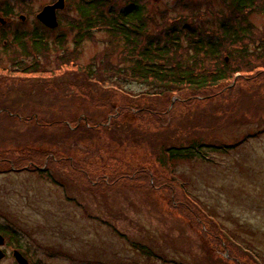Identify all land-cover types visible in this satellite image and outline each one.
<instances>
[{"label":"rangeland","instance_id":"rangeland-1","mask_svg":"<svg viewBox=\"0 0 264 264\" xmlns=\"http://www.w3.org/2000/svg\"><path fill=\"white\" fill-rule=\"evenodd\" d=\"M21 1L0 0V11L12 9L0 21V202L27 237L94 264H264V11L235 15L231 0H140L141 46L172 23L206 36L224 20L253 26L248 50L230 58L242 59V74L160 95L124 72L131 58L123 40L96 27L76 43L80 0H66L54 30L36 14L55 0ZM105 1L121 11L136 0ZM35 30L50 47L63 34L64 47L33 56L14 43L5 51L2 41ZM33 64L41 74L25 71ZM121 113L120 126L108 120ZM83 116L90 125H79ZM192 141L202 145L193 158L168 152Z\"/></svg>","mask_w":264,"mask_h":264},{"label":"trees","instance_id":"trees-1","mask_svg":"<svg viewBox=\"0 0 264 264\" xmlns=\"http://www.w3.org/2000/svg\"><path fill=\"white\" fill-rule=\"evenodd\" d=\"M105 7L102 0H82L78 5L80 19L76 24L71 23L72 26L79 27L76 43L80 44L82 40L90 39L92 30L96 27L105 29L113 38L123 40L131 58V64L128 69H124V72L129 73L138 81L153 84L157 88L156 92L160 95L187 88L199 92L204 91L221 85L236 77L237 74H242L241 72L244 70V66H240L242 59L235 61L230 58L233 59L232 57L238 50L242 53L248 50L245 41L249 38L246 36L253 34V26L249 22L243 21L245 24H241L239 27L230 19L224 20L218 24L219 34L208 36L203 34L202 27L190 25L186 21L183 24L172 23L166 29L162 39H147L146 43L141 46L147 28L145 7L141 1H134L121 11H115L113 7L106 11ZM229 8L235 15H244L255 9L264 11V0H231ZM11 10L9 7L5 8V11ZM192 10L198 11L197 7ZM46 38L45 34L39 33L38 30L26 33L17 32L13 43L4 44L2 41V45L8 52L10 49H14L13 44L15 43L17 45L16 52L25 55L32 53L46 55L51 48L64 47L65 37L63 34L56 37L55 41L60 44L59 46L50 47ZM184 40L186 44H183ZM223 54H228L229 60L226 59L227 56L223 58ZM19 65L22 66L23 63H19ZM32 66V70L25 71L38 73V67L36 68L35 64ZM95 72L96 70L93 68L90 70L91 74H95ZM122 114L119 117L118 115L113 116L111 121L117 124V118H120ZM102 126L98 125L93 129L98 130ZM117 126H120V123ZM189 145H184L180 149L169 148L168 152H172V157L193 158L200 151L202 145L196 141H192ZM226 148L232 149L223 147L222 150ZM34 149L32 148V150ZM40 154L50 155L46 152ZM170 200L175 201L174 198H170ZM203 236L205 235L203 234ZM207 238L209 239L208 234ZM209 244L212 245L210 241ZM213 249L216 250L214 246Z\"/></svg>","mask_w":264,"mask_h":264},{"label":"flooded vegetation","instance_id":"flooded-vegetation-1","mask_svg":"<svg viewBox=\"0 0 264 264\" xmlns=\"http://www.w3.org/2000/svg\"><path fill=\"white\" fill-rule=\"evenodd\" d=\"M0 14L9 18L12 12L0 11ZM10 211L8 203L0 202V264H52L48 257L59 258L62 260L60 264H94L93 257H78L68 251L51 248L39 238L31 241L24 233L29 229L17 223ZM96 264L108 263L97 260Z\"/></svg>","mask_w":264,"mask_h":264},{"label":"water","instance_id":"water-1","mask_svg":"<svg viewBox=\"0 0 264 264\" xmlns=\"http://www.w3.org/2000/svg\"><path fill=\"white\" fill-rule=\"evenodd\" d=\"M64 3L63 0H58L55 4L53 5H47L43 11H41L38 15L37 18L42 21L45 25H47L50 28H55L58 26V20H57V14H56V9L57 8H63ZM22 19H25L24 16L21 17Z\"/></svg>","mask_w":264,"mask_h":264}]
</instances>
